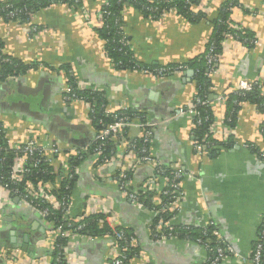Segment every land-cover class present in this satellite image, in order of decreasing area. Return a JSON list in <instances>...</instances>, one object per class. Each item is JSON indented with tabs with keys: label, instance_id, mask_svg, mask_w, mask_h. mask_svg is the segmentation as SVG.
I'll return each mask as SVG.
<instances>
[{
	"label": "crops",
	"instance_id": "1",
	"mask_svg": "<svg viewBox=\"0 0 264 264\" xmlns=\"http://www.w3.org/2000/svg\"><path fill=\"white\" fill-rule=\"evenodd\" d=\"M227 1L200 0L198 10L207 7L209 20L195 24L177 14L153 20L135 8H126L124 30L136 60L157 67L183 64L203 54L213 31L210 22ZM238 1L240 6L232 9L230 19L250 31L258 42L248 47L229 37L223 44L219 71L211 76L215 117L226 114V108L216 103L218 96L231 92L241 80H264V0ZM83 2L85 11L58 4L37 12L28 24L0 20L3 53L27 65H36L35 70L18 79L0 82V119L10 127L15 144L27 141L31 130L38 127L67 147H82L96 136L85 104L64 99L69 69L81 88L105 93L108 114L128 107L144 114L148 121L159 123L192 104L197 92L192 70L159 79L133 70H117L105 55V42L95 30L103 24L99 15L102 0ZM237 118L235 146L222 149L215 157L200 158L195 153L188 117L158 125L151 153L163 165L185 172L182 189L186 198L175 224L200 228L212 218L225 243L247 257L257 242L264 210V164L248 146L264 148L260 133L264 111L245 102ZM129 135L135 139L139 129H130ZM114 171L115 166L111 165L99 174L108 177ZM99 174L92 161L81 166L72 191L73 214L82 215L88 198L97 195L100 205L117 217V224L133 230L137 236L143 256L129 264L203 263L206 253L194 241L156 240L152 232L155 213L132 203L115 184L107 183ZM133 176L136 184L143 185L152 171L144 166ZM39 227L46 232L51 230L37 211L0 190V264H30L49 257L50 249L44 243L47 233L37 237ZM26 235L32 241L24 251ZM69 248V264H109L110 243L106 237H74ZM10 249L20 254L15 260H9L5 254ZM220 264L252 263L229 257Z\"/></svg>",
	"mask_w": 264,
	"mask_h": 264
},
{
	"label": "built area",
	"instance_id": "2",
	"mask_svg": "<svg viewBox=\"0 0 264 264\" xmlns=\"http://www.w3.org/2000/svg\"><path fill=\"white\" fill-rule=\"evenodd\" d=\"M70 1V0H67ZM168 1V0H167ZM189 3V1H187ZM107 0H102L101 6L106 5ZM85 11L84 9H80ZM200 11L206 12L208 14L209 9L205 6L200 7ZM252 13L257 14L255 11ZM19 14L18 10H14L11 14V18L17 17ZM107 12H104L101 7L99 10V15L104 19V16ZM167 14H176L174 8L164 12V14L153 20H158L165 17ZM109 15V14H108ZM3 20V19H0ZM232 28L239 29L237 26L231 24ZM228 40V39H227ZM225 40L223 44L227 41ZM121 42L124 45H130L131 43L127 39V35L122 37ZM257 40H252L251 43L256 45ZM213 50H210L208 54V63L210 65L209 75H215L219 71V59L220 56L212 54ZM3 53V51L0 50ZM105 55L109 58L108 53L105 50ZM110 59V58H109ZM185 67L183 64H179L176 67H170L168 65H163L159 69H149L143 67H135L133 71L152 76L156 79L159 78H171L175 75H182L185 73ZM74 74V73H73ZM15 80V79H14ZM78 87L81 86L78 84ZM255 87H258L262 91L264 96V80L260 81H249L241 80L232 91L238 95H245L254 91ZM83 89V88H82ZM64 99L68 103H83L85 104L88 115L92 112L91 107L86 103L83 98H79L75 93L73 88L66 84L63 88ZM224 93L217 97V105L225 107L226 95ZM197 94V92H196ZM195 94V95H196ZM213 106L214 104L209 101H202L199 97H194L192 104L187 109L180 110L170 119L161 121L159 123H152L146 118L143 120L140 116H129V115H119L118 111L127 112L128 107L118 110L114 114L115 121L105 128L96 133V136L91 142L82 146V147H67L57 138L52 136L50 133L43 131L41 127L32 129L30 132L29 138L27 141L15 144L11 135L10 127L0 119V144L2 141L1 134L4 135V141L6 142V149L13 150L17 152V158L14 159L13 165L8 170V177H6V172L3 169L2 163L4 159H0V190L6 192L12 199H18L19 202L22 201L25 204L29 205L35 211H37L43 219L50 215V210L46 207L42 209H36L34 206V201L42 199V203H48L55 210H61L66 217V221L69 226L73 223H79L84 218L92 215H103L102 219L99 220V223L102 225L106 223L112 230V234L106 236L110 243L109 248V264H125L127 257L125 255L126 248L119 246L118 241L124 238V233L120 230V227L117 217L105 207L100 205V198L97 195H92L88 198L86 208L80 216H75L73 214L72 206V195L71 197H65L63 200H58L52 192L58 189L64 179L70 181L78 176L80 168L75 169L74 172H70L68 167V160L76 157H83V155L91 153L87 161H92L95 165L96 173L99 174V171L106 169L109 166H115V171L109 174L108 177L100 175V178H103L104 181L111 182L115 184L120 191V193L128 198L132 203L136 204L138 207H144L140 202L141 194L151 193L154 195V200L158 208H153L152 212L155 213V217L160 216L163 212V207L167 205L172 213V219L168 222L152 224L153 237L158 241H166L168 239L180 238V233L178 226L184 227L185 230H191V226L186 225H176L175 218L182 209L183 202L185 201L186 194L182 189V181L185 178V172L181 168H169L159 162L156 158L152 156L151 153V143L154 136V130L158 125H161L170 120L176 119L178 117H188L191 121L192 131L197 127L203 125V123L208 122L211 117L209 115L201 116L198 106ZM264 106V105H263ZM225 117H215L212 115V122L208 126V131L206 133L205 140L202 143L197 141L194 142V151L200 157L204 158L209 156L211 153V142L207 138L215 137L224 142L228 139L230 134H235L230 127L224 124ZM125 128H137L139 129V135L136 138L143 140L144 147L140 149V155L136 153L135 145L129 146V143L126 141V138H122V141L119 144L117 153L114 154L111 158H104L100 161V156L104 151V146L106 140L110 137L116 138L123 135V129ZM260 133L264 138V125L260 127ZM129 138H132L129 135ZM135 138V139H136ZM248 148L254 151L256 158L264 164V148L258 149L254 145H249ZM0 150L3 148L0 146ZM36 160H33V159ZM86 161V162H87ZM47 163L54 167L62 166L65 169L64 178L60 177L56 180V183H42L39 186V190H36L32 186H28L25 191H20L15 189V184L21 183L26 174L30 171L28 165L32 164V167L36 168L40 163ZM85 162V163H86ZM149 167L152 171V176L144 183L143 185H138L134 180V173L136 170L142 167ZM170 169V175L168 172ZM190 178H193L190 176ZM102 180V179H101ZM104 183V182H103ZM161 196L168 197L170 203H164ZM49 223V222H48ZM84 225L79 224L74 230L64 229L62 226H57L55 230H50L47 233L45 240V245L47 249H54L56 246V241L59 238H70L71 240L74 237H87L81 235L80 231L83 229ZM201 231L199 236L195 240L185 238L184 240L194 241L205 253L206 256L202 264H220L227 258H235L240 262H251L252 264H264V210L261 215V228L257 242L254 244L251 252L247 257L239 255L236 250L231 246L225 243L220 231L216 228V223L212 218L200 227ZM213 228V229H212ZM131 245H137V240L133 237L131 238ZM66 251L65 259L67 264H69L68 252ZM7 258L9 260H15L19 257V252L17 253L14 249L6 250ZM143 256L141 251L139 254H136L134 259H139ZM29 264V263H28ZM30 264H51L50 257H44Z\"/></svg>",
	"mask_w": 264,
	"mask_h": 264
},
{
	"label": "trees",
	"instance_id": "3",
	"mask_svg": "<svg viewBox=\"0 0 264 264\" xmlns=\"http://www.w3.org/2000/svg\"><path fill=\"white\" fill-rule=\"evenodd\" d=\"M189 1V3L187 2ZM107 4L101 6V9L107 14L104 16L103 24L101 27L96 28V32L99 34L100 38L105 42V50L108 53V56L117 70H134L135 67H143L149 69H159L163 65L157 67L146 66L136 60L132 46L124 45L121 40L125 34L124 30V11L126 8L131 7L139 10L146 18H159L164 12L174 8L176 14L183 17L189 24H195L202 21H208V14L206 12L198 10L200 0H107ZM58 4H68L70 7L75 10L84 9L85 5L83 0H3L0 3V19L5 20L6 22L16 23V24H28L31 23L33 16L46 8H50ZM238 0H229L222 4L218 10V16L212 20L210 23L213 25V31L211 33L209 42L206 46V50L203 54L197 56L195 59L190 60L186 63H183V66L186 68L185 72L188 70L193 71L192 83L195 84L197 94L194 97H199L202 101L212 102L211 97L215 96V93L212 90V80L209 75L210 65L208 63V54L211 52L214 55L221 56L223 51V42L229 37H232L243 45L248 47L255 46L251 43L252 40H257L254 35L238 25H235L230 17L232 9L239 7ZM14 10H18L19 14L17 17L11 18V14ZM109 14V15H108ZM231 24L237 26L239 29L231 27ZM130 42L129 38L127 37ZM131 43V42H130ZM4 43L0 39V50L3 51ZM179 64H168L170 67H176ZM36 65H27L17 59L9 57L4 53L0 52V82L7 83L11 80L18 79L29 73L31 70H35ZM66 75L68 76V82L74 93L79 97L83 98L86 103L91 107L92 112L90 113V119L92 121L93 127L96 129V132L102 131L105 126L113 123L115 121L114 114H108L106 112V107L108 104L107 97L104 92L93 91L90 89H82L78 87V81L75 78L73 72L69 69L67 70ZM249 102L257 107L261 111H264V96L262 95L261 89L255 87L254 91L247 93L245 95H238L233 91L229 92L226 95V114L224 124L230 127L235 131L237 125V116L238 112L241 109L243 103ZM198 110L201 112V116L209 115L211 119L208 122L203 123V125L197 127L192 131L194 140L202 143L205 140L206 133L208 131V126L212 122L213 110L212 106H198ZM117 114V113H116ZM119 115H129V116H140L145 120L144 114H139L131 110L118 111ZM130 128L123 129V135L121 137H110L106 140L104 151L100 156V161L106 158H111L117 153L118 147L122 138H126V141L129 143V146L135 145V150L138 155H140V149L144 147L143 140L140 138H129ZM2 141L0 146L3 150H0V159H4L2 166L6 172V177H8V170L13 165L14 159L17 158V152L6 149V142L4 141V135L1 134ZM207 140L211 142V153L209 156L215 157L218 155L222 149H231L234 145V134H230L228 139L224 142L217 138L208 137ZM88 153L83 155V157H74L68 160V167L70 172H74L76 168L81 167L89 158ZM33 160H36L35 158ZM1 164V163H0ZM29 173L25 175L21 183L15 184V189L25 191L28 186L34 187L36 190H39V186L42 183H56V180L60 177L64 178L65 169L62 166L54 167L47 163H40L38 167H32V164L28 165ZM170 169H168L167 174L170 175ZM77 182V177L68 181L64 179L60 187L52 192L58 200H63L65 197H71L72 191L75 188ZM164 203H170V199L165 196H161ZM140 202L147 209L152 210L153 208H158L156 206L154 195L151 193L141 194ZM34 206L36 209H42L46 207L50 210V215L45 219L49 222L52 230H55L57 226H62L64 229L74 230L79 224L84 225L83 229L80 231L81 235L87 236L90 238H104L112 234L110 227L104 223L100 224L99 220L102 219L103 215H92L84 218L79 223H73L69 226L66 221V217L61 210H55L48 203H42V199L35 200ZM169 207L165 205L163 207V212L160 216L156 217L153 225L155 226L158 223L168 222L172 219V213L168 209ZM191 230L187 231L182 226H178L180 233V238L185 239L189 238L195 240L201 231V228L191 226ZM217 228V226H216ZM213 229V228H212ZM124 233V238L118 241L119 246L126 248L124 252L127 261L125 264H129L131 260L134 259L136 254H139L142 249L137 245H131V238L137 240V236L133 230L128 228H119ZM70 238H59L56 241V246L54 249L48 251V255L51 259V264H67L65 259V254L68 248L70 247Z\"/></svg>",
	"mask_w": 264,
	"mask_h": 264
},
{
	"label": "water",
	"instance_id": "4",
	"mask_svg": "<svg viewBox=\"0 0 264 264\" xmlns=\"http://www.w3.org/2000/svg\"><path fill=\"white\" fill-rule=\"evenodd\" d=\"M191 74L193 73L192 71L190 72ZM136 130H138L137 128H136ZM16 201L17 202H19V200L18 199H16ZM45 228L44 227H39L38 228V230H37V234H36V236L37 237H41V235H45ZM30 241H32L31 239H30V237H29V235H26L25 236V244L23 245V249H24V251H27V248H29L28 246H29V243H30ZM12 242H15L14 240L12 241ZM31 250H33V248H30Z\"/></svg>",
	"mask_w": 264,
	"mask_h": 264
}]
</instances>
